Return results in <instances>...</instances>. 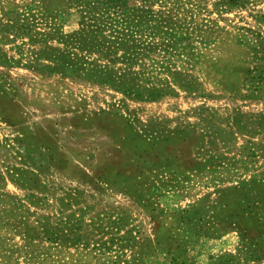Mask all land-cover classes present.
<instances>
[{"label":"rangeland","instance_id":"obj_1","mask_svg":"<svg viewBox=\"0 0 264 264\" xmlns=\"http://www.w3.org/2000/svg\"><path fill=\"white\" fill-rule=\"evenodd\" d=\"M260 15L264 0H0V264H264ZM97 59L113 73H85ZM127 68L160 96L123 87Z\"/></svg>","mask_w":264,"mask_h":264},{"label":"trees","instance_id":"obj_2","mask_svg":"<svg viewBox=\"0 0 264 264\" xmlns=\"http://www.w3.org/2000/svg\"><path fill=\"white\" fill-rule=\"evenodd\" d=\"M229 1V0H227ZM261 17L264 18V15H260ZM137 24V23H136ZM127 25V23H126ZM116 25H113V29L115 28ZM128 28V27H127ZM146 28H148V26H146ZM129 29V28H128ZM149 29H152V28H149ZM112 31V30H111ZM115 31V30H113ZM159 33L161 35H167L170 37H176V40L173 42V45H172V48H178L180 47L182 49L181 51V54L183 55L184 53L187 54V51H185V49L191 47V44H189V42L187 43H184L182 42L181 39H187L188 40V32H186L185 34H181L182 32H180L178 35H176V32H168V30H164V31H161V30H158ZM172 31V30H171ZM155 33H158L157 31H154L152 32V30L150 31V34H149V37L151 38L152 34H155ZM159 34V35H160ZM100 35H103V34H100ZM171 40V38H170ZM101 43H104L105 42V51L103 52H100L99 54V57H104L106 56V54H109V52H111V50H109V48H111L112 46L115 45L116 43V40H112V39H107V38H103L101 40H99ZM168 41V40H167ZM148 43V42H147ZM149 45L150 42L148 43ZM98 44H95L93 45V48L94 49H99V47L97 46ZM128 45V44H127ZM147 45V44H146ZM137 49H141L143 48V46H136ZM97 49V50H98ZM101 51V50H100ZM256 51V50H255ZM135 54H141L139 53V51L135 50L134 53H129L127 52V55L125 56L126 58H128L129 62L131 63L132 60H135ZM99 60H95V61H92V62H89L87 64H91V67L85 69V68H82V69H85V73H90L91 75H96L98 76V78H101V77H106L107 75H110V73H113V68H111L108 64H105V63H99L98 62ZM111 61V60H109ZM73 64V67L76 68L77 65L74 63V62H71ZM79 66V64H78ZM80 66H81V63H80ZM166 69H169V66H165ZM172 71V70H170ZM128 72V74H127ZM172 74H176L175 72H173ZM115 77L118 81L122 80L124 78V81L125 84L123 85V87H127L128 89H135V94L136 95H141V93H144L147 91L145 97H157V96H160L162 90L156 86H153L150 87V88H145L141 83H144V84H148L146 82V78L144 76H141L139 72H134V70H132V68H127V70L124 69V72L121 73L120 71L118 72V74H116ZM132 85V86H130ZM167 87V85H165ZM168 88V87H167Z\"/></svg>","mask_w":264,"mask_h":264}]
</instances>
